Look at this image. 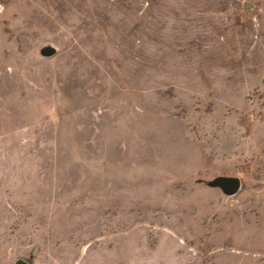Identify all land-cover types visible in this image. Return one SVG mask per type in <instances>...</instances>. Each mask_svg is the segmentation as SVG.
<instances>
[{"label":"rangeland","instance_id":"rangeland-1","mask_svg":"<svg viewBox=\"0 0 264 264\" xmlns=\"http://www.w3.org/2000/svg\"><path fill=\"white\" fill-rule=\"evenodd\" d=\"M0 264H264V0H0Z\"/></svg>","mask_w":264,"mask_h":264},{"label":"water","instance_id":"water-1","mask_svg":"<svg viewBox=\"0 0 264 264\" xmlns=\"http://www.w3.org/2000/svg\"><path fill=\"white\" fill-rule=\"evenodd\" d=\"M218 184L222 187V189L224 191H226L227 193L234 195L235 193H237V191L239 190L240 187V182L238 179H234V178H223L220 179Z\"/></svg>","mask_w":264,"mask_h":264}]
</instances>
